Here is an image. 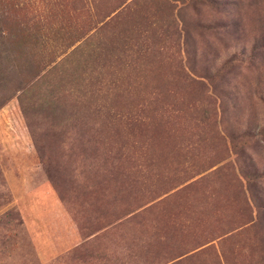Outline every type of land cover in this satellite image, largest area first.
I'll list each match as a JSON object with an SVG mask.
<instances>
[{
	"label": "rangeland",
	"instance_id": "374dc122",
	"mask_svg": "<svg viewBox=\"0 0 264 264\" xmlns=\"http://www.w3.org/2000/svg\"><path fill=\"white\" fill-rule=\"evenodd\" d=\"M259 202L264 0H0V264H264Z\"/></svg>",
	"mask_w": 264,
	"mask_h": 264
},
{
	"label": "trees",
	"instance_id": "16d2710c",
	"mask_svg": "<svg viewBox=\"0 0 264 264\" xmlns=\"http://www.w3.org/2000/svg\"><path fill=\"white\" fill-rule=\"evenodd\" d=\"M255 208L261 209L262 211H264V202H259V204L257 206H255ZM261 227L264 228V221L261 224Z\"/></svg>",
	"mask_w": 264,
	"mask_h": 264
},
{
	"label": "crops",
	"instance_id": "0c3cea01",
	"mask_svg": "<svg viewBox=\"0 0 264 264\" xmlns=\"http://www.w3.org/2000/svg\"><path fill=\"white\" fill-rule=\"evenodd\" d=\"M87 259H88V258H87ZM87 261H88V260H87ZM87 261H86V262H85V261H82V262H80V264H84V263H87V264H88V262H92V261H88V262H87ZM83 262H84V263H83ZM96 262H97L96 260H93V264H97Z\"/></svg>",
	"mask_w": 264,
	"mask_h": 264
}]
</instances>
